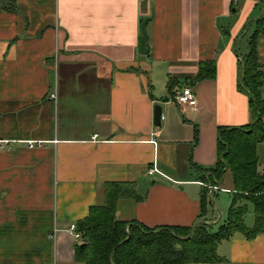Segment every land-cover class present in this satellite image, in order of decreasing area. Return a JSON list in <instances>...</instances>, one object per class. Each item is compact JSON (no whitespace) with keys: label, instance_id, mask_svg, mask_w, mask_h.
<instances>
[{"label":"crops","instance_id":"1","mask_svg":"<svg viewBox=\"0 0 264 264\" xmlns=\"http://www.w3.org/2000/svg\"><path fill=\"white\" fill-rule=\"evenodd\" d=\"M260 2L0 0V264H84L71 226L104 204L110 183L133 184L140 198L118 201L119 221L218 227L206 195L233 185L201 170L216 166L220 127L253 121L237 47ZM258 54L264 66V35ZM206 62L215 78L194 82ZM186 86L195 109L175 103ZM154 163L162 174L149 173ZM217 253L209 264H264V233H236Z\"/></svg>","mask_w":264,"mask_h":264},{"label":"trees","instance_id":"2","mask_svg":"<svg viewBox=\"0 0 264 264\" xmlns=\"http://www.w3.org/2000/svg\"><path fill=\"white\" fill-rule=\"evenodd\" d=\"M262 2L264 0H261ZM237 6V5H235ZM264 17L250 37L249 52L240 58V90L250 98L253 121L243 127H220L218 161L211 169L201 170L202 179L221 183L231 174L233 202L227 221L217 228L206 222L191 227L164 226L150 229L138 222L116 218L118 201L139 200L133 184L110 183L105 189V202L92 207L80 221L77 231L82 244L76 245V259L84 264H209L221 262L219 244L241 233L248 239L264 233V172L259 171L258 145L264 144V66L259 60L258 38L264 34ZM214 62L201 64L194 82L214 79ZM171 80L168 90L175 87ZM195 145V144H194ZM247 203L254 205L256 226L244 223Z\"/></svg>","mask_w":264,"mask_h":264},{"label":"rangeland","instance_id":"3","mask_svg":"<svg viewBox=\"0 0 264 264\" xmlns=\"http://www.w3.org/2000/svg\"><path fill=\"white\" fill-rule=\"evenodd\" d=\"M260 13V18L264 17V3L260 2V5L258 7V11ZM259 17V16H258ZM258 18V19H260ZM257 19V18H256ZM257 21L254 24H249V31L247 32L248 26L245 28V31L242 36H240V40L238 41V47L237 52L240 55V58L244 57L249 52V38L255 33L254 31L257 30ZM264 29V25H263ZM264 35V34H263ZM244 37H246L244 39ZM244 39V40H243ZM258 157H259V168L262 172L264 170V144L260 146L259 150L257 151ZM224 188H231V175L229 173L226 174L224 178V182L222 184ZM199 188V187H195ZM233 189V187L231 188ZM207 204L208 207L214 212L215 219L213 221L218 222V227L222 224H224L229 215V210L231 208L232 202H233V195L225 192H215L212 196L208 193L207 195ZM250 210L254 212L253 208L251 207ZM211 218V217H210ZM244 220H253V216L250 215V212L247 214L246 218ZM255 221V218H254Z\"/></svg>","mask_w":264,"mask_h":264},{"label":"built area","instance_id":"4","mask_svg":"<svg viewBox=\"0 0 264 264\" xmlns=\"http://www.w3.org/2000/svg\"><path fill=\"white\" fill-rule=\"evenodd\" d=\"M175 103L179 106H185V107H189L192 109L197 108V104H198V99H197V94L196 91L189 86L184 87L183 89H181L180 91H178L175 95ZM92 139L94 141H96L97 139V135L93 136ZM6 141H0V150H3L6 146H7ZM30 144L31 147L34 146L33 142H28ZM149 173L151 175L155 174V173H159L162 174L158 169H157V165L156 163H154V166L150 169ZM202 185L204 187H206L208 190L214 192L217 191L218 187L214 186V185H209L207 183H202ZM226 193H235V191H231V190H223ZM71 231L74 233L75 237L77 239H82V235L77 231V226L76 225H72L71 226Z\"/></svg>","mask_w":264,"mask_h":264},{"label":"water","instance_id":"5","mask_svg":"<svg viewBox=\"0 0 264 264\" xmlns=\"http://www.w3.org/2000/svg\"><path fill=\"white\" fill-rule=\"evenodd\" d=\"M151 19H146L141 25V45L139 49L140 55H147L148 54V47H147V40H148V32H147V24L149 23ZM161 117H162V108L160 106H156L154 110V125L156 127H160L161 125ZM85 245L82 244L81 248H83Z\"/></svg>","mask_w":264,"mask_h":264}]
</instances>
